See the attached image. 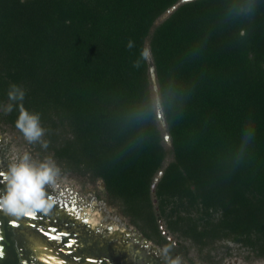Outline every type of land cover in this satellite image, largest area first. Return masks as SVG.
Wrapping results in <instances>:
<instances>
[{"label": "trees", "instance_id": "16d2710c", "mask_svg": "<svg viewBox=\"0 0 264 264\" xmlns=\"http://www.w3.org/2000/svg\"><path fill=\"white\" fill-rule=\"evenodd\" d=\"M179 1L0 0V104L25 89L49 130L36 147L102 180L145 238L264 258V0H193L157 23ZM18 103L0 123L16 129Z\"/></svg>", "mask_w": 264, "mask_h": 264}, {"label": "rangeland", "instance_id": "374dc122", "mask_svg": "<svg viewBox=\"0 0 264 264\" xmlns=\"http://www.w3.org/2000/svg\"><path fill=\"white\" fill-rule=\"evenodd\" d=\"M167 16L168 12L157 23ZM152 89L157 107L160 96L156 76H152ZM160 123L165 145L170 147L166 124ZM36 145L28 144L19 130L0 123V172H7L9 165L25 152L36 160L42 161L48 156L55 160L52 154H43ZM60 168L63 176L59 187L53 190L45 186L46 191L57 199L54 209L47 215L38 213L35 218L13 217L15 223L35 222L42 227L39 220L44 219L43 223L50 227L43 226L46 230L43 232L57 246L54 250L60 258L63 256L76 264H163L155 253L168 244L160 245L145 238L123 214L121 206L109 201L102 180L91 182L88 177L72 175L62 166ZM3 192L0 186V195ZM170 238L174 243L172 256H181L184 264H264V258L253 256L250 250L229 240L217 242L208 253L207 249L198 251L188 241L180 243L175 236Z\"/></svg>", "mask_w": 264, "mask_h": 264}, {"label": "clouds", "instance_id": "9594fccd", "mask_svg": "<svg viewBox=\"0 0 264 264\" xmlns=\"http://www.w3.org/2000/svg\"><path fill=\"white\" fill-rule=\"evenodd\" d=\"M126 47L132 49L134 42L129 40ZM153 55L151 48L143 47L140 58L147 60ZM133 67H139V61H133ZM26 91L16 83L9 85L7 92L8 104H0V111L4 115L11 114L14 105L18 103L19 115L15 121V127L22 133L28 144H39L42 149L47 150L49 141L44 137L49 131L41 124L40 113H30L25 109L23 101ZM62 169L51 157H45L42 161L33 159L30 153L25 152L18 160L11 163L7 172H0V184L5 186L4 192L0 195V212L16 217L35 218L38 213L47 215L51 212L57 199L50 195L45 186L55 190L59 187L62 179ZM173 247L165 245L156 251L163 264H184L181 256H172ZM4 256L3 249L0 248V259ZM59 264V262H57Z\"/></svg>", "mask_w": 264, "mask_h": 264}, {"label": "flooded vegetation", "instance_id": "af4514ba", "mask_svg": "<svg viewBox=\"0 0 264 264\" xmlns=\"http://www.w3.org/2000/svg\"><path fill=\"white\" fill-rule=\"evenodd\" d=\"M0 186L2 189H5L3 184H0ZM0 219L2 220L0 223V248L4 252L3 258L0 259V264H49L38 255L39 251L37 249L43 247L45 244H49L54 248L56 246L50 238L44 235L43 231L46 230L42 227H50V225L46 226L43 223L44 219L39 220L42 227L35 222L21 221L15 223V218L3 212H0ZM56 257L62 260H58L59 264H76L63 256L60 258L59 254ZM46 258L51 259L52 256L48 255Z\"/></svg>", "mask_w": 264, "mask_h": 264}, {"label": "water", "instance_id": "95a60500", "mask_svg": "<svg viewBox=\"0 0 264 264\" xmlns=\"http://www.w3.org/2000/svg\"><path fill=\"white\" fill-rule=\"evenodd\" d=\"M189 1H193V0H180L177 5L173 6L171 9L168 10V14H170L178 5L186 3V2H189ZM148 60H149L150 63H153V60H152L151 56L148 58ZM150 72H151L152 76H155V66L153 64H152V66L150 68ZM157 114H158L159 120L166 124L165 117H164V111H163L161 102H159L157 104ZM166 139L167 140L170 139V135L169 134L166 135ZM160 175H162V172L160 173ZM158 179H159V177L156 178V181ZM155 185H156V183L153 184V191L155 190Z\"/></svg>", "mask_w": 264, "mask_h": 264}, {"label": "bare ground", "instance_id": "6f19581e", "mask_svg": "<svg viewBox=\"0 0 264 264\" xmlns=\"http://www.w3.org/2000/svg\"><path fill=\"white\" fill-rule=\"evenodd\" d=\"M46 243H48V241H46ZM37 249L39 251L38 255H40L41 258L43 259V261H45L46 263L48 262L49 264H57V262L62 261L60 259H57L56 256L58 255V252L55 251L54 248L52 246H50L49 244H45L43 247H39ZM48 255H51L52 258L51 259L50 258H46Z\"/></svg>", "mask_w": 264, "mask_h": 264}, {"label": "snow or ice", "instance_id": "6c2138e0", "mask_svg": "<svg viewBox=\"0 0 264 264\" xmlns=\"http://www.w3.org/2000/svg\"><path fill=\"white\" fill-rule=\"evenodd\" d=\"M55 238V237H54Z\"/></svg>", "mask_w": 264, "mask_h": 264}]
</instances>
